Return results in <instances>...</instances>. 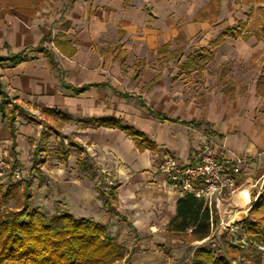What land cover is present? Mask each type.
<instances>
[{
  "label": "crops",
  "instance_id": "obj_1",
  "mask_svg": "<svg viewBox=\"0 0 264 264\" xmlns=\"http://www.w3.org/2000/svg\"><path fill=\"white\" fill-rule=\"evenodd\" d=\"M254 1L264 9V0ZM59 2V8L47 0L0 4V155L29 165V173H35L32 182L42 180L39 174L45 171L65 190L70 188L60 193L59 213L104 223L117 238L134 231L142 250L143 236L155 246L154 238L169 232L177 201L186 194L162 173L163 155L193 163L202 142L212 136L218 153L247 156L238 181L239 188L244 186L236 194L238 203L233 195L224 204L225 212L219 213L221 227L224 221L242 226L264 190V98L257 82L240 87L233 78L231 95L221 90L217 79L214 87L191 84L195 78L204 79L205 69L199 77L197 71L187 75L180 74V68H148L142 50L154 52L172 40V25L160 27L152 15L143 16L123 0ZM197 24L198 32L209 22ZM23 51V58L13 59ZM168 55L163 54L165 59ZM140 58L144 65L138 64ZM104 120L122 127L102 124ZM124 127L142 136L137 141ZM75 131L83 133L87 145L65 150L60 138ZM57 140L60 146L54 145ZM59 147L55 152L65 163L56 160L58 164L51 166L43 159L37 170L40 156ZM67 169L80 178L62 181ZM99 171L112 182L109 189L117 192L116 211H109L98 197L94 176ZM49 185L45 181L37 186L49 191ZM47 195L39 209L51 201ZM248 198L250 205L237 218L240 202ZM118 217L130 223L114 221ZM245 248H260L259 264H264V240L248 236ZM131 251L127 249L126 258Z\"/></svg>",
  "mask_w": 264,
  "mask_h": 264
},
{
  "label": "trees",
  "instance_id": "obj_2",
  "mask_svg": "<svg viewBox=\"0 0 264 264\" xmlns=\"http://www.w3.org/2000/svg\"><path fill=\"white\" fill-rule=\"evenodd\" d=\"M2 2L14 4L10 0H0V4ZM216 2L217 5L214 6L211 14L217 18L220 15L221 0ZM260 9L264 14V9L261 7ZM208 15L210 14L205 13V16ZM262 22L260 37H264L263 18ZM246 26V21L241 20L237 25L220 31L208 45H202L189 53L185 52L189 40L180 30L172 40L159 46L157 52L170 53L177 58L180 61V74L188 75L192 71H197V75L201 77L205 69L204 62L214 59L217 46L227 38H236L240 35L245 38L252 36L250 31H245ZM24 52L17 54L13 59L23 58ZM182 56H185L184 59ZM145 63L143 59L138 60L139 65ZM216 76L221 90L225 94L232 95L235 84L228 77L226 64L220 66ZM257 90L264 98V64L257 79ZM2 111L5 113L4 108ZM13 114L14 110L9 116L12 127ZM163 118L167 117L163 116ZM169 120L180 122L177 118ZM101 122L111 123L109 120ZM111 124L119 125V123ZM124 128L137 141L142 136L134 128ZM140 143H146V140ZM3 179L0 180V264H115L124 259L126 264H129L126 258L127 246L109 231L106 224L89 218L75 217L71 213H50L32 208L33 194L28 191L18 192L16 185L4 183ZM96 188L104 204L116 211L115 188L106 189L101 185H96ZM219 221L218 211L215 208L211 210L208 204L193 193H186L177 201L176 215L168 224L169 232L183 236L190 243L215 239L219 249L217 252L205 244L197 246L189 264H234L233 260L240 257L252 259V256L240 245L229 239L228 233L214 235L213 230ZM242 227L248 236L264 240V190L251 208L248 218L242 222ZM219 236L222 239L221 243L217 240ZM261 259L262 253L254 262L260 263Z\"/></svg>",
  "mask_w": 264,
  "mask_h": 264
},
{
  "label": "rangeland",
  "instance_id": "obj_3",
  "mask_svg": "<svg viewBox=\"0 0 264 264\" xmlns=\"http://www.w3.org/2000/svg\"><path fill=\"white\" fill-rule=\"evenodd\" d=\"M11 3H21L24 1H30L33 2L34 0H10ZM48 3H50L52 6L55 4L61 5L57 3L59 0H47ZM62 4L65 5L66 0H61ZM125 6L134 5L136 6V9H140L144 14L149 13L152 15L153 19L152 21H157L162 26H167L170 28L171 25L173 26L172 29L174 30L175 36L178 34V32L181 30L185 36L188 39L189 36V44L186 46L185 52H193L194 50L198 49V47L202 45H208L210 40L214 39L217 34L228 28L232 25H237L239 21L243 20L246 21L247 26L245 28V31H250L252 33V36L250 38H245L244 36H239L236 38H227L225 42L220 44L215 48V57L212 60H209L207 62H204L205 67V77L202 80H199L198 78H195L191 82V84H198L203 85L208 84L210 86H213L216 81V71L220 68L222 64H226L227 74L228 77L234 80L235 78L236 82L240 87H244L248 83H256L258 76L262 72L263 64H264V37H260V29L262 25V18L264 21V14L261 12V9L259 7L258 2L254 0H221L220 6V15L219 17L213 16L211 13L214 9V6L217 5L216 0H123ZM213 2V3H212ZM63 7L65 8V6ZM205 13H209L210 15L205 16ZM142 19V18H141ZM206 19V21L209 22V25L206 29L200 30L197 32V23L201 20ZM144 20V18H143ZM165 24V25H163ZM150 26V25H148ZM171 33L169 31L170 36ZM262 35V34H261ZM174 46H172L173 48ZM142 54L146 55V60L148 61V68H155L159 69L160 67L166 68H179L180 61H178L177 58H175L172 54L168 53V59H165V56H163V53H155L156 51H148L146 49L142 50ZM134 55V53H133ZM137 54L135 53V56ZM132 57V56H131ZM185 56H182V59H184ZM141 59V58H140ZM128 62H131V59L128 60ZM127 66H130L126 64ZM229 73H231L229 75ZM217 83V82H216ZM220 86V85H219ZM214 87V86H213ZM60 141H62L65 145V150H71L72 146L75 147H84L87 145V140L85 139L84 135L80 131H75L72 134H69L68 137H62L60 138ZM56 141L54 145L60 146L61 142ZM35 149H37L35 147ZM55 149L61 150V148H54L47 150L46 156H40L41 158L38 161V166L36 169H40L41 166H39L40 162L44 159L49 160L47 162L48 165L55 166L58 163H55V161L60 160L61 162L65 163V159L63 155H58L55 152ZM39 153H41V148L37 149ZM61 154V153H60ZM42 155V154H41ZM44 155V154H43ZM44 162V163H45ZM24 169V173L21 179L14 180L10 176L4 178V183H11L16 185L18 192L28 191L33 194V199L31 201L32 208L39 209L40 200H45V195L48 193L50 194L51 201L47 206H45V211H49L50 213L59 212L62 207V198L60 193L66 192L67 190H70L68 188L65 190L64 184H61L62 182L55 180L54 177H52V173L45 172L39 176L42 180L38 182H32V175H34V171L29 173V165H26L25 163H20ZM68 165V163H67ZM68 167V166H67ZM244 167V166H243ZM70 168V166H69ZM40 172V171H39ZM65 176V177H64ZM77 174H72L71 170H65L62 174L63 180L62 181H68V183H72L76 178H80V176L76 177ZM95 178V184L101 185L102 187H105L106 189H109L108 186L112 184L110 180L106 178V176L103 175V172L99 171L98 174L94 176ZM48 181L50 182L49 188L50 190L47 191L46 189L43 190L40 186H37L38 183H42ZM72 181V182H71ZM36 183V184H34ZM107 183V184H106ZM109 184V185H108ZM250 183H247L246 186H249ZM59 185V187H57ZM240 186V185H239ZM235 192V203H238L236 200L237 193L241 188L244 186H241ZM49 194L47 196H49ZM252 194V191L250 189L248 197ZM101 198L100 196H98ZM233 198V196H232ZM255 203H253L250 207H253ZM250 205L249 198L246 201H241L239 204V211L237 212V218L240 217L242 214V211L244 208L248 207ZM67 209L70 210V203H67ZM109 208V207H107ZM109 211L113 212V208H109ZM249 210V213H250ZM248 213V215H249ZM116 221L124 222L122 217L114 218ZM225 223L227 221H224ZM127 224L130 222L126 221ZM220 223V222H219ZM222 224V223H221ZM223 227V228H222ZM221 227L220 224H218V227L216 226L213 230L214 235L222 234L224 232L228 233L229 239L235 243L240 245L243 249L247 246L248 242V235L245 231V229L235 224L234 227H241V233L240 229L233 231L226 225H223ZM128 233V235L119 236V241L123 242L125 245H127V249L132 247V251L130 252L128 263L129 264H189L191 256L193 254V251L195 247L200 246L202 244H205L209 247L214 248L217 252L219 251L218 246L215 243V239L213 240H207L204 241H195V242H187L183 236L181 235H173V233H166L160 234L158 237H155L154 239L158 240L155 241V246H152L150 243V239L147 240L146 237L143 236L145 243L143 246V249H139V246H137V239L135 238L134 231ZM141 237V236H140ZM142 238V237H141ZM252 238V237H251ZM218 242L221 243L222 239L217 237ZM148 244L150 246H148ZM139 251H138V250ZM246 249V248H245ZM141 250V251H140ZM252 256V259L248 260L244 257H240L238 259L233 260L234 264H259L256 261L259 258L260 255V248H257L255 250H252V252H247ZM254 260H256L254 262ZM249 261V262H248ZM115 264H126L125 260L117 261Z\"/></svg>",
  "mask_w": 264,
  "mask_h": 264
},
{
  "label": "built area",
  "instance_id": "obj_4",
  "mask_svg": "<svg viewBox=\"0 0 264 264\" xmlns=\"http://www.w3.org/2000/svg\"><path fill=\"white\" fill-rule=\"evenodd\" d=\"M216 141L210 136L202 142L197 151V160L193 163H181L171 154L163 155L160 169L165 177L184 193H193L202 199L210 209H216L223 214L224 204L232 199L237 191L238 181L242 172L246 155L235 154L228 158L215 149ZM222 149L226 144L222 141ZM24 169L8 155H0V180L10 176L14 180L22 178ZM234 233L241 227H234L230 222H223ZM236 230V231H237Z\"/></svg>",
  "mask_w": 264,
  "mask_h": 264
}]
</instances>
